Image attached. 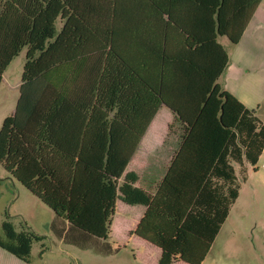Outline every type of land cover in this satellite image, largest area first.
Segmentation results:
<instances>
[{"label":"trees","instance_id":"obj_1","mask_svg":"<svg viewBox=\"0 0 264 264\" xmlns=\"http://www.w3.org/2000/svg\"><path fill=\"white\" fill-rule=\"evenodd\" d=\"M260 2L193 0V29L190 11H147L157 0H0V87L26 50L0 165L75 245L109 241L120 200L145 208L130 235L159 252L152 264H203L239 198L236 168L264 151L256 111L217 83L230 61L218 36L237 46ZM163 107L167 138L140 157ZM43 240L0 224V248L26 264Z\"/></svg>","mask_w":264,"mask_h":264},{"label":"rangeland","instance_id":"obj_2","mask_svg":"<svg viewBox=\"0 0 264 264\" xmlns=\"http://www.w3.org/2000/svg\"><path fill=\"white\" fill-rule=\"evenodd\" d=\"M221 42L225 47L231 48L229 52H231V61L234 63V71L242 70L240 73L242 77L236 84V88H239L238 96L242 97L244 94L249 97L248 101L254 109H258V118L264 122V79L257 80L255 75L257 72L254 69L247 72L251 68L247 63L249 56L242 63L236 60L243 53L251 55L250 48H248L250 45L244 42L239 46L238 49L241 50L237 53L234 52L238 51L237 48L232 46L227 39H222ZM25 62L26 50H23L5 73V82L0 87V129L4 120L14 114L20 94L16 84L22 80ZM259 66H261L260 63L252 68H259ZM262 75L263 73L259 74V76ZM219 83L223 87L227 86L226 76ZM225 88L230 90L228 87ZM168 115L166 111H162L160 119L161 122L166 121L164 129L158 130L157 126L155 128V133L162 136L161 141L167 138V129L171 123V118L169 122L167 121ZM138 153L141 154L140 150ZM246 168L244 167V170L241 167L236 168L237 185L240 186L239 198L203 264H264V156L260 159L256 169L248 165ZM0 178L3 179L0 185V224L8 214L16 226L19 227L22 224L44 237V240L35 244L33 248V263L152 264L149 258L156 260L153 251L142 246L139 247V253H137L136 245L132 243L125 245L118 240L115 241V238H113L115 242L89 238V242L82 243V245L71 243L69 237L66 239V231H63L61 220L52 209L43 204L21 183H13L5 179L4 171L1 169ZM119 216L120 210L117 217ZM115 220L116 218L113 225ZM115 227L117 228L118 225ZM121 229L123 230L118 233L117 238L121 237L120 241L125 242L124 237L126 238V234L130 235L134 230V225H123ZM62 233L63 236H61ZM113 242L120 243L121 248ZM42 251L45 252L42 254ZM132 251L137 254L136 258L133 257ZM10 260V255L5 253L0 264H9Z\"/></svg>","mask_w":264,"mask_h":264},{"label":"crops","instance_id":"obj_3","mask_svg":"<svg viewBox=\"0 0 264 264\" xmlns=\"http://www.w3.org/2000/svg\"><path fill=\"white\" fill-rule=\"evenodd\" d=\"M157 2H158V8L157 9H154V8L151 7V5H149V7H147V11H174V15H176L179 18V21H181V15H183L182 11H190V16H193V21H191V25L193 26V29L196 26L204 24V21H202V20L200 21V19H198L199 16H201L203 13L201 11H193V0H173L172 3H171L170 0H157ZM130 11H133V7L132 6L130 7ZM164 18L167 19L166 17H164ZM209 21H211V20H209ZM152 27H153V29L156 28L157 31H160V28H161L160 27V18L158 19L157 26H155V24H153ZM222 39H227L228 40V38L224 37V36H218L217 42L219 44H221L227 50V52L229 54V57H230V61H229V65H228L227 69L220 76V78H219L217 83L221 86L219 81L226 76V85L227 86H225V87L230 88V90L226 89L223 86H221V87L225 91H227L230 94H232L233 96H235L241 103L244 104V106L246 108H248L250 110H255L256 111V115L258 116V109H254V107L252 106L250 101H248L249 97H247L244 94H242V97H241V96H238V94H237V92H239V88H236V84L240 80V78L242 77V74H240L242 72V70H240L239 72H235L234 71V68H233L234 63H233V61H231V54H230L231 52H229L231 48L225 47L222 44V42H221ZM244 42H246V43H248L250 45V47H248V48H250V52H251L250 54L251 55H249L248 53H243L236 60H238V63H242L243 60L247 56H249V59H248L247 63H248V65L251 66V68H249L250 70H248L247 72H249V71L254 69V71L257 72V74H255L257 76V80H263L264 79V0H261L260 4L255 9V12H254L251 20L249 21V24H248V26H247V28H246V30H245L240 42H239V44L237 46H235L237 48L236 50H238V51H234V52L239 53L241 49H238V48ZM144 45H145L144 43L141 44V46H144ZM252 45H256V47L253 48ZM259 48L261 50H256V49H259ZM258 63L261 64V66H259V68H252V66L257 65ZM260 73H263V75L259 76ZM4 82H5V74L3 76L2 84ZM16 85L18 86V89L20 91V88H21V85H22V80L20 82H18ZM19 96H20V94H19ZM18 99H19V97L17 98V102H18ZM17 102H16V106H17ZM162 111H166L167 112V110L164 107L159 110V112H158L156 118L154 119L151 127L149 128L147 134L144 136V138H143V140L141 142V145L139 147V150H140L141 154L138 153V155L140 157H143V158L148 157L149 155H151L153 153V150L156 149L158 146H160L162 144V142H163V139L161 141V138H160L162 136H159L158 134L155 133L156 126H157L158 130H161V129L163 130L164 129V124L166 123V121L165 122L164 121L161 122L160 118H161V112ZM15 112H16V107H15L14 114H15ZM167 113L169 114L167 121L171 118V122H172L173 116L169 112H167ZM263 156H264V151H263L262 155L260 156V159H262ZM260 159H259V161H260ZM246 165L250 166L249 164H246ZM246 165H245V168H246ZM250 167H252V166H250ZM0 169L4 171L5 179H7V180H9V181H11L13 183L18 182L17 180H15L10 174H8L4 170L2 165H0ZM246 170H247V168H246ZM3 177H4V175H3ZM0 179H2V178H0ZM118 206H121L122 208H119ZM119 210H120V216L117 217V215L119 214ZM144 212H145V208L142 207V206H133V207L132 206H128V205L122 203L119 200L118 203H117L116 214H115V217H114V219L116 218V220H115V224L112 225V234H111V239L109 241L110 242L114 241L113 238H115L116 239L115 241L118 240L122 244L126 245V243H132V245H134L133 241L135 240V245L138 248V249L136 248L138 250L137 253H139V247L143 246L141 244V242H139V239H137L134 236L126 234V238L124 237V241L125 242H122V241H120L121 237L120 238H117V237H118V233L119 232L121 233V231L123 230V229H121L123 225L132 224V225H134V229H135L137 227V225L139 224L141 218L143 217ZM126 217H129V218H126ZM121 224H122V226H121ZM115 225L116 226L118 225V227L116 228ZM114 244L118 245V247L121 248V245H119L120 243L116 242ZM143 247L145 248V246H143ZM44 252L45 251H42V254ZM5 253L9 254L10 257H11V260L9 261V264H26L22 260H20L17 257L13 256L12 254L6 252L2 248H0V260L1 261H2V259H4V254ZM154 253H155V256L159 257V252L158 251H156ZM134 254H135V251H132L133 257H135ZM32 264H37V263H33L32 262Z\"/></svg>","mask_w":264,"mask_h":264}]
</instances>
